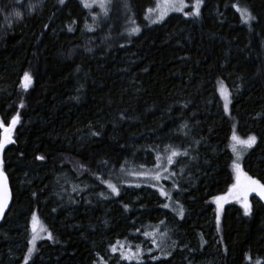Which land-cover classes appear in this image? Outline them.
Here are the masks:
<instances>
[{
    "label": "trees",
    "instance_id": "obj_1",
    "mask_svg": "<svg viewBox=\"0 0 264 264\" xmlns=\"http://www.w3.org/2000/svg\"><path fill=\"white\" fill-rule=\"evenodd\" d=\"M154 4L114 0L102 14L81 0H0V121L19 117L0 150L12 189L0 264H264V201L251 195L249 215L216 202L235 181L234 132L256 137L236 149L264 183V0H203L198 17L152 24ZM166 149L189 161L182 217L151 188L106 183ZM157 227L170 234L164 254L145 235ZM120 239L149 254L118 257Z\"/></svg>",
    "mask_w": 264,
    "mask_h": 264
},
{
    "label": "rangeland",
    "instance_id": "obj_2",
    "mask_svg": "<svg viewBox=\"0 0 264 264\" xmlns=\"http://www.w3.org/2000/svg\"><path fill=\"white\" fill-rule=\"evenodd\" d=\"M88 2L92 4V6L90 7L91 9H96L97 12H100L102 14H106L109 12L110 4H112L114 2V0H105L106 13H105V9L100 8L98 3H93L92 0H88ZM173 2H174V0H168V3H173ZM168 3H166L165 0H155L154 6L152 8H149V9H152V11L151 12L147 11L146 17H147L148 21L152 24L161 23L171 14L181 13L184 15L185 12H191V11H193V5L195 4V0H184L185 6L183 8V11L173 10L172 8H170L168 6ZM202 5H203V0H202V3L200 4V14H201V10H202ZM161 15H163V19H159V17ZM184 16H186V15H184ZM186 17L194 18V17H198V16L187 15ZM157 20H158V22H155V23L153 22V21H157ZM14 129H15V127H14ZM14 129L11 133V138L13 137ZM236 147H237V144H236ZM173 150H175V149H170V150L166 149V150L161 151L160 153H157L155 155V161L151 165H138L137 164V165H128V166L124 167L120 172V176H119L118 180H115L116 182L114 181V182H112V184H114L117 187V189H118L119 185L120 186H123V185L129 186V187H133V188H141V187L151 188L156 193H158L160 196H162L164 198L165 205H168V207H166V208L169 211L173 212L177 217H182L183 215L181 216L179 214V210L182 207V204L180 201L181 197H180V195L178 196L179 186H180L179 180L184 178V176H183L184 170L182 168L189 167L188 166L189 161H188V159L183 157L182 151L175 150V151L179 152L180 154L172 157V163H168V157L171 156V153ZM241 150L242 149L238 148L235 151V153L237 154L235 162L239 163L240 165H241V159H242V155H243V151H241ZM238 156H239V159H238ZM158 157H159V159H158ZM233 172H234V176H235V181L233 184H235L237 174H236V170L234 169V167H233ZM157 174H159V176H160V179H158V180L153 178ZM119 179H120V181H119ZM117 181H119V182H117ZM231 187L228 189L227 193L223 197L226 198L225 200H229V201L234 200V201H237L239 204L242 205V203L239 200H237V199L233 198L231 195H229ZM162 190H163V192L166 193V195L161 194ZM251 195H257V194L252 193L249 195V197ZM249 197H248V202H249ZM262 200L264 201V199H262ZM216 202H217V200H216ZM221 203H223V202L221 201ZM217 205H218V203H217ZM219 205H221V204L219 203ZM183 214H184V210H183ZM36 228H37L36 235L39 237L40 230H41V223L38 219L36 220ZM32 232H33V220H32ZM148 233H151V235H148L149 238L155 239V241H156L155 247L160 252H163V254L167 253L168 252L167 247H168V242H169L168 240L170 238V234L168 233V231L163 230L161 227H157L154 230L148 231ZM113 246L116 247V249H117V251H115L113 253L117 254V256L120 258H121V253L122 252L127 253L128 249H131L132 251H136L137 249L140 250V255L138 258L128 260V261L139 260L143 257V255L149 254V252H147L146 249H144L142 245L136 244L134 246H131V245L128 246V244L124 243V241H122V239L117 240ZM148 251H151V250L148 249ZM125 260H127V259H125Z\"/></svg>",
    "mask_w": 264,
    "mask_h": 264
},
{
    "label": "snow or ice",
    "instance_id": "obj_3",
    "mask_svg": "<svg viewBox=\"0 0 264 264\" xmlns=\"http://www.w3.org/2000/svg\"><path fill=\"white\" fill-rule=\"evenodd\" d=\"M81 2L84 4L85 7H91L92 4L88 2V0H81ZM93 3H98L99 7L102 9H105V13H106V8H105V0H92ZM166 3H168V0H165ZM60 3L63 4L64 0H60ZM202 3V0H195V4L193 5V11L191 12H185L184 15H195V16H199L200 15V4ZM168 6L170 8H172L175 11H183L184 8V0H174L173 3H168ZM237 10L241 12V16L242 19L244 20L245 23H248L251 19H254L255 17H253L251 15V13L249 12L248 9L244 8V9H240L237 6ZM149 12L152 11V9L148 10ZM17 16H20V13L17 12L16 13ZM159 19H163V15H161L159 17ZM158 22L157 21H153ZM71 30V29H70ZM139 28H133L132 32L136 33L139 32ZM23 86L25 87V89H27L32 81V77L29 73H25L24 74V78H23ZM228 101H226L224 107H225V111L228 110ZM19 122V117L16 116L12 119V121L10 122V126L9 127H4L2 121H0V128H3V139H0V150H3L5 144L7 143H13L14 141L11 138V133L15 127V125ZM232 140L235 142L233 145V151H236V144H240V145H244L247 148H251L255 143H256V137L255 136H250L248 137L247 140H242L240 139L235 132L232 135ZM180 153L173 150L171 153V156L168 157V163H172V157L179 155ZM38 159L43 160L44 157H37ZM159 159V157H158ZM239 159V156H238ZM233 167L236 170V183L232 185L229 195H231L233 198L239 200L244 208V212L245 215H249L251 214V205L248 202V197L250 194L252 193H256L261 199H264V183H262L261 181L252 178L251 176H249L246 172H244L241 168V165L237 162L234 161L233 163ZM154 179H160L159 174L155 175L153 177ZM108 183V187L112 190V192L114 193H118V189L117 187L110 183V182H106ZM162 195H166L165 192H163V190L161 191ZM11 197L10 191L8 189L7 186V177L4 175L3 173V161L0 160V214H3L4 209L8 206V201ZM226 198L225 197H217V203L219 204L221 201H224ZM164 207H168V205H164ZM219 211V208H218ZM179 214L182 216L183 215V208L181 207L179 210ZM36 220L37 217L35 216V214H33V239L31 241L33 247L29 248L28 252H29V257L31 255V253L35 250V241L38 238L36 235L37 232V228H36ZM217 223H219V216H217ZM146 236L151 235V233H145ZM48 238L52 239V235L51 233H48ZM154 244L156 243L155 239H153L152 241ZM112 251L115 252L117 251L116 247H112ZM140 255V250L137 249L136 251H132L131 249H128L127 253L122 252L121 253V258L122 259H127V260H132V259H136L138 258ZM25 264H27V260L25 261Z\"/></svg>",
    "mask_w": 264,
    "mask_h": 264
},
{
    "label": "water",
    "instance_id": "obj_4",
    "mask_svg": "<svg viewBox=\"0 0 264 264\" xmlns=\"http://www.w3.org/2000/svg\"><path fill=\"white\" fill-rule=\"evenodd\" d=\"M5 146H6V144H5ZM5 146H4L3 150H1V154H2L3 151H4ZM7 186H8V189H9V191H10V194H11V196H12V189H11L10 182H9L8 179H7ZM10 198H11V197H10ZM9 203H10V199H9V201H8V204H9Z\"/></svg>",
    "mask_w": 264,
    "mask_h": 264
}]
</instances>
